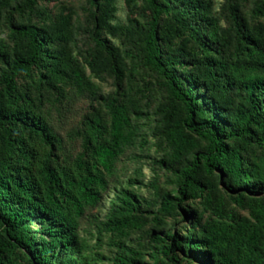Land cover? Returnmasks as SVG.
Returning <instances> with one entry per match:
<instances>
[{
  "label": "trees",
  "instance_id": "16d2710c",
  "mask_svg": "<svg viewBox=\"0 0 264 264\" xmlns=\"http://www.w3.org/2000/svg\"><path fill=\"white\" fill-rule=\"evenodd\" d=\"M62 1L0 0V264L102 262L78 219L106 186H123L97 229L111 264H264V0H120L119 22L112 0ZM141 118L172 186L152 181L156 201L130 187L140 173L120 184ZM137 230L146 246L125 242Z\"/></svg>",
  "mask_w": 264,
  "mask_h": 264
},
{
  "label": "rangeland",
  "instance_id": "374dc122",
  "mask_svg": "<svg viewBox=\"0 0 264 264\" xmlns=\"http://www.w3.org/2000/svg\"><path fill=\"white\" fill-rule=\"evenodd\" d=\"M225 2V0H213L214 7L218 10L220 6ZM241 2L244 3L245 7L248 9L252 6L251 0H242ZM57 5H61L59 10L67 13V14H75L77 16H85L88 14L87 11V2L86 0H63L60 3H55L53 8L57 7ZM110 17L114 21H123L126 17V11L124 4L120 0H112L111 2V9H110ZM84 20V19H83ZM86 21V20H85ZM134 80L136 81L133 85H138L141 90L145 89L144 83L140 80L139 72L133 74ZM145 74L143 73V76ZM151 90L153 89V96H156V91L158 86L156 85L155 81L151 76H146ZM96 85L107 87L111 89L113 92L117 91V85L119 86L118 82L115 85H110L108 82L104 81L103 79H98L94 81ZM126 86L128 88L131 87V83ZM134 89H136L134 87ZM135 92V91H134ZM146 92V91H145ZM144 92V93H145ZM136 93V97L141 98V94ZM157 96L160 95L157 93ZM156 97L153 99L148 100L142 99L140 100L141 104L144 105L147 101L148 104L153 107L156 104ZM59 103L56 106V110L58 111V115L56 117L58 123L63 122L66 117L69 115L70 111L74 109L77 104L78 99L73 96H68L66 98L59 99ZM90 112H93V105L88 106ZM145 109V108H144ZM139 130L141 132H147V140L146 144L141 143L139 138L135 141L134 144L127 146L124 150V157L121 160V167H122V175L120 177V184L127 185L129 179L133 180V177H136L140 173V177L144 185L142 186H130L134 190L138 191L144 197L149 199H154L156 201V196L154 195V190L151 187V182L156 181V183L164 187L165 189L171 188L167 182V174L160 168L159 165L156 164L154 159H157L162 154L161 145L158 144V139L154 134L151 132V127L153 124L150 122L148 123L145 118L139 119ZM115 162V161H113ZM123 186H106L104 190L101 192V198L99 202L93 207H86L84 214L82 217L78 219V234L81 238H83L89 246H94L95 244L99 243L98 250L104 254L106 257L102 262L99 264H111V258L114 255L115 247L110 244H105L104 238L100 241H97V229L101 226V222L106 219L108 214L110 213L111 206L115 201L116 195L119 189ZM228 204H230L228 202ZM231 207L236 209L237 207L234 204H231ZM241 215L246 216L247 211L237 208ZM31 228L35 231L38 229V225L33 222L31 223ZM177 228L180 226L179 224L175 225ZM149 224H146L145 228H148ZM143 230H137L132 233L128 237H126L125 242L133 247H136L138 244H143L146 246L145 238L143 237ZM108 236V234H107ZM145 261L146 264H152L151 259L145 254ZM21 264H28L27 260H21Z\"/></svg>",
  "mask_w": 264,
  "mask_h": 264
}]
</instances>
